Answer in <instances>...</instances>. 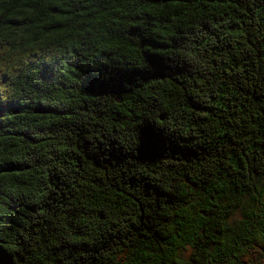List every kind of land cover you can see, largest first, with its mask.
<instances>
[{"label": "trees", "instance_id": "trees-1", "mask_svg": "<svg viewBox=\"0 0 264 264\" xmlns=\"http://www.w3.org/2000/svg\"><path fill=\"white\" fill-rule=\"evenodd\" d=\"M0 37L57 49L0 96V264H264V0H0Z\"/></svg>", "mask_w": 264, "mask_h": 264}, {"label": "rangeland", "instance_id": "rangeland-1", "mask_svg": "<svg viewBox=\"0 0 264 264\" xmlns=\"http://www.w3.org/2000/svg\"><path fill=\"white\" fill-rule=\"evenodd\" d=\"M33 50H37L36 54L40 51L43 53L51 54L56 52V47L46 49L45 46L36 48H26L22 52L18 49L8 50L5 40L0 37V96H7L12 90L13 74L17 72L20 67H27L36 58ZM32 67V66H31ZM29 68V67H28ZM9 71V72H8ZM8 72V74H6ZM189 250L183 251V255H187Z\"/></svg>", "mask_w": 264, "mask_h": 264}]
</instances>
